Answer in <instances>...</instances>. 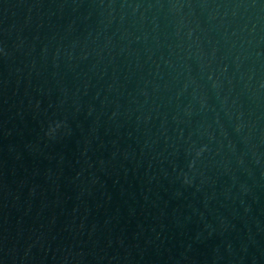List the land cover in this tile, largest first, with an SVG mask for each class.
Instances as JSON below:
<instances>
[{
	"label": "water",
	"instance_id": "95a60500",
	"mask_svg": "<svg viewBox=\"0 0 264 264\" xmlns=\"http://www.w3.org/2000/svg\"><path fill=\"white\" fill-rule=\"evenodd\" d=\"M0 264H264V0H0Z\"/></svg>",
	"mask_w": 264,
	"mask_h": 264
}]
</instances>
